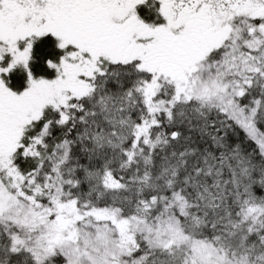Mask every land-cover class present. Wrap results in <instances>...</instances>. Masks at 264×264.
I'll use <instances>...</instances> for the list:
<instances>
[{"label": "snow or ice", "instance_id": "1", "mask_svg": "<svg viewBox=\"0 0 264 264\" xmlns=\"http://www.w3.org/2000/svg\"><path fill=\"white\" fill-rule=\"evenodd\" d=\"M0 264H264V0H0Z\"/></svg>", "mask_w": 264, "mask_h": 264}]
</instances>
